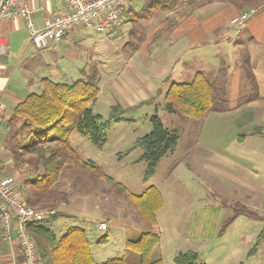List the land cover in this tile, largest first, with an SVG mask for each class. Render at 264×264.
Listing matches in <instances>:
<instances>
[{
    "label": "rangeland",
    "instance_id": "374dc122",
    "mask_svg": "<svg viewBox=\"0 0 264 264\" xmlns=\"http://www.w3.org/2000/svg\"><path fill=\"white\" fill-rule=\"evenodd\" d=\"M138 25L142 26L126 23L111 34L84 29L71 36L55 53L54 50H35L33 45L29 47L24 56L25 69L29 78L35 80L29 94L41 92L42 84L36 82L39 79L71 84L80 78L81 68L96 70L100 93L89 107L109 125L103 147L92 144L77 132L68 137L78 157L93 164L97 171H85L70 160L57 184L46 194H39L30 185L29 192L25 191L23 196L36 201L33 206L37 208L52 207L57 212L73 214L75 217L60 219L49 227L87 229L97 263L125 257L128 264H138L140 256L127 248V239H139L145 228L129 204L130 196L112 187L110 180L126 187L131 195H140L155 186L163 196L164 207L157 213L161 240L152 253V260L161 258L164 264H176L177 256L194 252L199 256V264H264V194L250 191L244 184L245 179L230 175L227 168L230 165H223L225 170L222 168V171L209 164L224 155L230 156L228 153H232L234 147L244 152L252 150L257 157L252 158L258 162L252 159L251 165L247 162L251 158L242 155L238 166L243 171L239 170L243 173L245 169L258 170L262 180L264 162L259 161L264 158V150L259 146L254 150L252 144H264V135L249 136L245 144L239 145L241 132L234 128L223 124L204 125L203 117L192 120L168 113L165 96L156 103L127 110L119 121L111 120L112 108L124 105L112 84L114 72L125 68L129 58L137 63L144 59L145 53L139 46L148 21ZM132 26L136 29L133 35L122 31L123 27L127 31ZM56 54L61 59L58 60ZM39 56L44 57L45 64L36 59ZM58 70L68 74L67 79L61 80ZM209 78L215 82V76ZM166 89L165 85L163 92ZM219 105L224 107L226 102L220 100ZM156 112L166 128L178 132L179 141L146 181L148 163L142 158L143 149L136 145L138 139L153 129L151 117ZM36 159L27 155L20 161L31 169L33 179L44 171L36 164ZM244 208L253 216L238 214ZM102 222L107 225L106 231L100 228ZM103 236L106 242L99 244Z\"/></svg>",
    "mask_w": 264,
    "mask_h": 264
},
{
    "label": "crops",
    "instance_id": "0c3cea01",
    "mask_svg": "<svg viewBox=\"0 0 264 264\" xmlns=\"http://www.w3.org/2000/svg\"><path fill=\"white\" fill-rule=\"evenodd\" d=\"M153 1L132 0L127 9L126 23L142 26L138 25L141 21H148V28L143 37L145 40L139 46L145 53L144 59L137 63L129 58L125 68L118 69L112 76V84L123 106L132 107L150 100L156 103L163 96L166 100L165 94L172 84L191 82L197 73H202L208 78L215 76L217 97L226 101L222 110L203 115L201 121L204 125L223 124L240 131L239 145L245 144L249 136L264 135V0H175L171 10L155 13L148 20L140 19L138 15L144 6ZM31 8L33 26L41 30L46 17L60 13L63 3L58 0H33ZM243 15L247 16L246 20L232 24L234 19ZM133 26L127 31L123 27L122 31L133 35L136 31ZM84 29L77 28L67 33L52 51L55 53L71 36ZM1 34L8 49L0 60V103L3 107L0 118V161L4 174L15 182L25 199L23 194L29 192L34 175L30 168L14 159L10 150L11 129L8 123L16 105L29 95V89L35 84V80L29 78L26 72L27 62L24 60L32 43L26 19L5 20L1 25ZM38 58L45 64L44 57ZM57 59H61L59 55ZM59 71L58 77L67 79L68 74ZM90 73L86 67L79 70L80 78ZM44 79L47 78L36 82L40 81L43 87ZM165 85L167 89L163 92ZM257 146L264 150V144H252L253 149ZM231 152L228 153L230 156L224 155L221 160L209 164L218 166L220 170H225L223 165H230L227 167L230 168V175L245 179L244 184L250 191L263 195L264 178L259 179V171L251 168L243 173L240 172L243 168L238 166V159L242 155L251 158L247 162L253 165L252 159H255L252 157H256V153L252 150L244 152L238 147ZM263 162L264 158H261L259 163ZM71 216L75 217L73 214ZM49 228L58 238L69 229L63 226ZM0 264H25L17 242L12 248L1 232Z\"/></svg>",
    "mask_w": 264,
    "mask_h": 264
},
{
    "label": "trees",
    "instance_id": "16d2710c",
    "mask_svg": "<svg viewBox=\"0 0 264 264\" xmlns=\"http://www.w3.org/2000/svg\"><path fill=\"white\" fill-rule=\"evenodd\" d=\"M174 2L175 0H155L144 6L138 16L140 19L148 20L157 11L171 10ZM98 80L99 73L96 70L84 74L83 78L71 84L44 79L43 90L40 93H31L16 105L8 123L11 129L10 150L19 163L24 156L37 157L35 162L41 165L44 171L31 180L30 184L39 194H46L57 184L60 173L70 160L85 171H97L93 164L78 157L68 137L71 133L77 132L98 147H103L106 143L109 122L102 120V116L94 114L89 107L96 102L100 93ZM216 88V84L207 76L197 73L191 82L175 83L169 87L165 94V109L170 114L200 120L208 112L223 109L219 105ZM153 102L155 101L150 100L132 107L116 105L112 108L111 120L119 121L127 110H135L145 103ZM151 118L153 129L148 135L138 139L136 145L143 149L142 158L148 163L146 181L152 177L158 163L174 150L179 141L178 132L166 128L157 112ZM110 185L130 196L129 204L135 209L145 228L139 239H127V248L140 256L138 264H164L161 258L151 259L161 240L157 220L158 211L164 207L161 192L155 186H150L140 195H131L121 184L110 180ZM25 202L36 207L33 206L36 205V201L31 198L25 199ZM238 214L253 216L246 208ZM63 218L72 216L56 211L50 220L30 227V234L37 242L42 264L129 263L125 257L110 258L103 263H97L88 232L83 228L71 227L58 238L49 228V224ZM106 239V236H103L98 243L102 244ZM198 259L196 253L188 252L177 256L174 261L176 264H199Z\"/></svg>",
    "mask_w": 264,
    "mask_h": 264
},
{
    "label": "built area",
    "instance_id": "2783aa9c",
    "mask_svg": "<svg viewBox=\"0 0 264 264\" xmlns=\"http://www.w3.org/2000/svg\"><path fill=\"white\" fill-rule=\"evenodd\" d=\"M33 0H0V60L7 53L8 45L1 34L5 20L26 19L32 45L38 50H52L73 29L85 28L99 33H110L126 23V13L132 0H58L63 3L60 13L46 17L44 26L37 30L30 19ZM47 1V0H40ZM243 15L232 21L246 20ZM0 103V118L2 113ZM56 214L50 208L29 206L17 189L15 182L4 174L0 161V232L11 247L17 242L25 264H42L37 242L30 234L32 225L48 221ZM103 231L105 223H100Z\"/></svg>",
    "mask_w": 264,
    "mask_h": 264
}]
</instances>
